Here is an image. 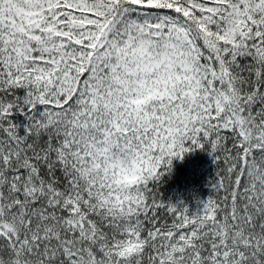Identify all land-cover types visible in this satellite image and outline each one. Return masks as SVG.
Returning a JSON list of instances; mask_svg holds the SVG:
<instances>
[{"label": "snow or ice", "instance_id": "6c2138e0", "mask_svg": "<svg viewBox=\"0 0 264 264\" xmlns=\"http://www.w3.org/2000/svg\"><path fill=\"white\" fill-rule=\"evenodd\" d=\"M0 264H264V0H0Z\"/></svg>", "mask_w": 264, "mask_h": 264}, {"label": "trees", "instance_id": "16d2710c", "mask_svg": "<svg viewBox=\"0 0 264 264\" xmlns=\"http://www.w3.org/2000/svg\"><path fill=\"white\" fill-rule=\"evenodd\" d=\"M214 166L211 158L202 151L188 153L183 160L174 159L171 171L162 178L159 191L161 199L177 206L186 205L196 211L199 201L209 196V184Z\"/></svg>", "mask_w": 264, "mask_h": 264}]
</instances>
